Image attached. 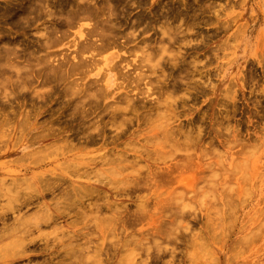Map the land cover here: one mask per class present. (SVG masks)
<instances>
[{
	"label": "rangeland",
	"instance_id": "obj_1",
	"mask_svg": "<svg viewBox=\"0 0 264 264\" xmlns=\"http://www.w3.org/2000/svg\"><path fill=\"white\" fill-rule=\"evenodd\" d=\"M30 1L31 0H0V50L1 51L3 50V52H0V54L11 53V55L9 54L10 56L7 54H4L3 56H1L2 58L0 57L1 58L0 63H2L5 60L7 61V59H10L9 62L15 63L14 65L18 64V68L20 66L21 72L23 71V69L21 70L23 66L26 68V70L22 72L24 75L21 74V72L20 74L22 76L17 73L16 74L18 76L15 74L17 77H19L20 75L21 77V78L19 77L20 82L17 80L18 78L15 79L16 76L12 75L14 74V72L17 71V69L15 70L13 68L12 70H14V72L12 70H11L12 72L11 71L9 72V69H11L10 67L12 66L9 65L8 61L7 63L4 62L8 66L0 69L2 76H3L2 73H4V70H6L5 75L7 76L11 75L12 78H14V81L16 80V82H14L13 79L11 80L13 81L14 84L12 82H11L12 84L10 82L4 83L5 81L3 80L4 82H2V78L4 77L6 78L5 80H8L9 77L8 79H7V76L6 77L3 76L2 78L0 77L1 79L0 82L3 83V84L0 83L1 84L0 85V233L6 232L5 236L0 240V256L2 257V258L0 257V262L3 261L4 254L7 255L8 253H13V251L15 252L16 249L20 251L23 250L21 248L22 247L21 245L23 244H20V245L15 244L14 242L15 236L13 235V233L17 232L18 235L21 233L25 234L27 229H30L31 233L29 237H27L26 242L27 243L29 242V238H31L30 240H34V241L32 244H28L29 248L28 246L26 247L28 248L27 249L28 252L26 251V253L32 254L33 253L32 249L33 250L35 249L36 252L34 251L33 258L26 259L25 261L23 260L19 264H42L43 261L45 262V260L47 261L49 259H52V255L49 254L48 251L41 252L39 248L35 247V246L41 247V245L45 244V242L49 243V246H50L49 249L51 250L50 252L52 253L53 251L55 252L58 251L63 254L67 248L71 249L72 247H74V245L70 246L71 244H76L77 246L78 241L77 242L72 241L74 243H71L68 240L67 236L63 239L62 238L60 239L62 235L61 234L62 231H67L66 232L67 234L65 235L71 236L72 235L71 232L78 230V229L81 230L85 226L84 221H82L83 219L82 218L79 219L73 212L74 209L72 210L70 216L65 217L66 214H62L63 216L62 215L58 216L59 218L58 220H56V222L58 221L59 223H61L60 225L58 222H57L58 224L54 223L55 226L53 224H51L52 226L49 224L48 225L43 224L42 227H40L39 229L34 228L32 226L33 225L32 222H34V219H35L34 217L41 216L40 211H41L43 203H47L48 205L52 207V209H54L52 205L63 202L64 200V198H62V196H60V193H58L57 191L54 194L47 192V191L44 192L42 190L40 180L42 179L44 182L47 178H50V179L52 177L59 178L58 175H60L61 178H65L66 180V183L62 182L61 180H60L61 183L58 181L60 184H62L63 188H66L69 185H76V184H77L76 186H78V183L80 184L83 181L84 182L85 181L88 182V180L90 182L96 181V179H99L96 177L97 175L98 177L102 176L99 170H101L102 172L103 170L100 167H94V165H91L88 167L86 165H80L76 163L75 160L73 159H77V161H80V160L84 161V160L90 159L92 156H93L92 158L94 157L97 158V156L99 157L100 154L102 155L104 153L103 151H107V149L110 150L111 148H115L110 143H109L110 145L108 144L107 147L103 148L104 146L103 144L106 142L105 140H107V138L111 139L112 137H116L115 135L118 134V132L119 134L121 132L120 135H122L121 138L118 136L120 138L118 140L119 143L124 144L129 141L130 142L132 141L131 142L132 144L138 143V146L148 145L147 143H144V142H146L147 139H148L147 141H150L149 139L151 138V135L153 134V130L154 128H156V127L153 128V126H155L156 124H160V123L159 121H156V123H152L154 120L153 118L156 115H151V114H154V112L151 111V108H147V107L148 105L150 106V104L152 106L154 102L152 103L151 100L152 98L157 97V95L153 93V90L152 91L150 90L151 91L150 94L152 95L151 96L149 92H147V86L150 88L152 86L156 87L158 84H161L162 82L160 81V83L157 84L156 82L158 79H156L157 77L154 76L155 78H153V80L147 78V80H151L150 82L151 84L147 80L144 81V79L146 78L143 79L144 82L142 81L141 84L136 82L137 79L136 80L134 79L137 84L133 81H132L133 83L131 84L129 81V78L132 79L133 77H136L135 75H137L138 72L140 71L142 72L144 76L146 74L148 76L151 75L150 77H153L151 71H149L150 69L146 65L150 66L151 68L154 64L155 66L157 65L159 66V68L153 66L156 69V74L158 77H159L158 73H160L161 71L162 72L160 75H163L165 73L164 76H166L167 74L165 79H163L164 76L160 77V78L163 77L162 81L167 80L165 81L166 83L165 85H168V84L171 85V83H173L172 81L174 80L175 81L178 80V82L181 85V88H180L181 91L179 90L176 91L174 95L173 93L172 95H170L171 92L168 91V94L166 95L164 94L163 96V99H165L167 96H169V98L171 97L169 99L170 102H171V99L174 100L175 98L174 102L176 103V107L178 109L176 108L172 109L174 114L171 111L170 113H168L169 111L167 113L172 115V117L173 115H176L175 114L176 112H178V114L177 116L173 117L175 119L174 120L172 119L173 121L172 120L171 121L174 122V125L176 124L175 126H177L178 123L180 124V121H181L182 127H184V130L187 132L190 130L189 128H192L194 130V126L196 127L197 125V129L199 128L201 131V133L199 131V135L198 134L197 135L199 137H203L202 140L204 143L201 142V145L199 147L195 146V148L194 146L192 147L193 144L188 145L189 146V147L187 146L188 154H186L187 152H185L184 150L185 147H184V149L181 151H182V154L183 152L185 154L181 155V152H180L181 156L178 155L179 152L177 154L176 151H174V153L176 154L172 152L173 158L171 157L172 154H169L172 159L169 158L170 160L166 159V161L164 160L166 158L165 153L167 152V150H170L172 146L169 147L167 145L168 146L167 150L164 151L165 150L164 149L163 151L165 153H163L164 155H161V154H158V152L155 153V149H154L155 147H152L149 145L147 149L151 151L153 157L149 156V158L146 159V156H144L145 160H141L140 162L142 163L138 162L139 163L138 165L140 166L138 167L136 166V167L137 168L141 167L139 170L143 171V173H146V171L149 170L152 174L153 171L155 172V170L158 171L159 169L160 170H165V169L170 170L171 169L170 171L172 172V174L174 172L173 175H170V177L172 178L171 179L170 177L169 179L167 178L165 183L164 181L158 182L159 183L158 186H161V187H159L158 189L160 190L156 192L157 194L159 192L160 194H163V195L162 196L158 195L157 200H155L156 194L155 196L154 195L152 196V193H154L152 191H154V189L156 188H153L152 191L144 190L138 196L135 195L129 198L120 197V196L115 197L117 195L115 194V192H112L108 188L101 186L99 182H94L95 184L94 186L95 187L97 186V189H99L100 191V197L101 195L104 196V194H106L107 192V195H105L104 197L106 196L107 198L109 197L108 201H110L111 203H114V202L118 203L120 204V206L121 205L124 207L126 206V208L128 209L127 211H129V213L125 212V215L126 213H128L129 218H130V214H132L137 209V204L141 203L140 200L143 199V196L147 195V199H143V200H145V202L147 203L149 213L147 212V215L144 214V217L141 218L143 221L139 218L140 222L134 221L133 220L134 216H132V220L129 221V224L126 227V230H119L120 232L116 231L114 233H109V234L106 233L105 238L102 239V237L99 236L100 239L98 241L93 240V244L90 243L89 248L84 251L85 252L84 253L85 255L83 257V259L85 260L84 263L85 264H137V263L143 264L141 263V260L147 258V253H146L147 248L146 247H150L149 249H151L150 250L151 252H149V254L151 253L150 256L153 255L154 250H155L154 254L157 251L155 248L156 244L152 242L153 237L151 235L152 234L151 232L154 231L153 226L156 223V220L158 222V219L156 218H158V216L161 217L164 213H168V211H163L160 213V210L158 211L156 210L157 208L160 207L158 205V202L160 201V203L161 202L164 203L168 201L169 197H170V200L177 202L178 200L176 201L175 198L179 197L181 201L179 200L177 204L179 203L178 205L180 206V208L183 207L184 211L190 212V214L195 213L197 214V216L199 215L201 219L199 224L194 226L195 232H194V229L188 230L189 232H191L189 236H191L192 231H193L194 232L193 234L198 233V235L203 236V237L201 236L199 237L205 239V240L199 239L200 244L202 240L205 242L207 241V243L202 241L205 244V245L204 244L202 245L206 247L203 248V246H201L202 249L199 247L200 251H198L199 249L197 248L198 249L197 252L196 250H194V248L192 249L188 248L185 246L184 243L181 244V242L179 241L178 243L180 244L176 243L178 246L172 243L173 245L176 246L178 250H180L178 251L176 249L177 253H176V259L174 261L175 264H179V263L190 264L191 260L189 263L187 259L188 257L186 256H188V254L191 255V253L193 256L194 255L197 256V258L199 257L198 259L199 262L194 260L192 261L193 264L194 262L195 264H206V263L209 264L211 262H212L211 264H215V263L217 264H264V142H263L264 141L263 140L264 139V65H263L264 64V60H263L264 59V0H126V1L125 0H120V1L119 0H113V1L112 0H97V1L96 0H93V1L92 0H82L83 2L81 0L79 1L78 0H32L31 2ZM76 2L79 7L77 6ZM109 2L111 3V5L109 4ZM104 3L107 4L108 6H106ZM75 4L77 7L75 6ZM104 5L107 9L104 7ZM87 6L89 7L86 9ZM62 7L64 10L62 9ZM117 7L118 8L121 7L122 9L119 10ZM96 8H98V10ZM79 9L80 10L83 9V10L80 11ZM65 10L67 11V14L65 13L66 12ZM129 10L130 12H128ZM94 11H97V12H94ZM64 13L65 15H63ZM99 13H101V15ZM111 13H114V14L111 15ZM80 14H82V16L86 14L87 17H85L86 16L85 15L83 18ZM93 14H96V15L94 16ZM104 14H106L107 16ZM97 15H100V17ZM63 16H69L70 18L68 17L65 18ZM80 16L81 18H79ZM164 16H166L167 18ZM89 17H91L90 18L91 20L88 19ZM105 22L106 24H104ZM101 23H103V25ZM92 24L93 26L96 25L94 26L96 30L95 29L94 30L97 31L95 32L97 34L96 36L92 35V38L91 37L89 38V36H87L88 34H85V32L88 33L89 31L88 29L92 30L94 28ZM174 24H177V25H174ZM178 25H179V29H177ZM50 26L51 28H49ZM241 27L243 28V30L241 29ZM82 29L85 31H82ZM108 29L109 31H111L110 33H107L109 32ZM183 29L185 32H188L189 30L191 32L189 31V33H185ZM164 30L169 31V32L171 31L170 33H173L174 30L176 31L180 30V31H178V34L175 31L176 33L174 34H176L177 37L176 35L172 34V36L173 37L175 36L177 39L174 37L172 40H169V38L167 37L168 36L167 34L164 35L166 36L165 38L161 34ZM181 30L184 32L183 34L181 33ZM241 30L242 32H239ZM98 32L103 33V34L106 33V35L103 38L104 41L101 39L104 43L100 40ZM131 32L132 33L134 32L135 34L134 33L132 34ZM43 33L44 34L46 33V34L44 35ZM117 33L120 35H118ZM126 33H128L129 35ZM75 34H77L78 36ZM131 34L135 39L132 36H131L132 38L130 37ZM126 36L127 37L129 36V37L127 38ZM159 36H160V39H159ZM76 37H78L79 39ZM75 38L77 40H75ZM87 38L93 39L95 42L93 40H90V41L92 43H95V46L99 44L98 48L103 47V49L96 48L98 49L97 51L100 50L99 51L100 55L97 54L98 52L96 51L97 52L96 53L95 52L96 49L93 48L95 49L93 52V55L95 53L98 55L95 57L96 59L94 58L95 55L93 56L92 54H90L91 52L88 49L89 48L88 45L86 46L88 47L87 50L89 51L81 50L82 49L81 45L89 43V41L86 40ZM124 38L126 40L128 39L129 43H127L128 40L126 41L124 40ZM49 39H51V41ZM140 39L142 43L140 42ZM83 40L84 42H82ZM56 41H57V44H56ZM107 41L109 42L108 44H107ZM150 41L152 43H150ZM145 43L150 44L151 47L149 49L151 50L152 53L154 52L153 54L149 53L152 56L151 55L148 56V58L150 56L152 57L150 59H153V61L151 60V62L153 63L149 62L148 60H146L145 63L140 62V60L143 59L141 58L143 57V54L144 56L148 55V53L145 55V52L146 51L148 52L149 50V49L146 50L148 44L146 45ZM106 44L107 46H104ZM133 44L134 45L139 44L143 46V47L141 46L140 47L144 49V53L142 54L143 50L141 52L138 51L140 48L138 49L136 48L138 51L137 52L135 47H133L134 46ZM135 46L139 47L137 45ZM144 46H146V49L144 48ZM78 47L81 48L80 49L81 51L80 50L79 51L80 52L83 51L82 53H80L77 50L79 49ZM160 47H162L163 49ZM132 48H134L133 52L136 53L134 55H133V52L131 54ZM128 49H130L131 51ZM164 49L165 50L168 49V50L165 52ZM76 51L77 53L79 52L78 54L80 55H78ZM59 52L61 54H58ZM34 53L36 55H34ZM46 53H48L47 55H49L50 58L47 55H45ZM55 53L58 55H56ZM5 55L6 57L8 56L9 58H6ZM18 55L20 58L18 57ZM76 55H78L79 57L80 56L84 57V59L86 60L85 66L87 65L86 67L88 70L85 68V66L83 67L79 66L80 64H82L81 59L82 60L84 59L82 57L77 58ZM90 55L93 58H91ZM112 55L114 56L111 57ZM29 57H31V60H34V61L41 60V62L39 61L38 63L37 61L36 62L32 61L33 63H31V60L29 59ZM45 57L48 58L47 61L45 60L46 59ZM67 57H69L68 58L69 60L67 59ZM102 57H103V60H102ZM104 57H109L108 62L104 61ZM33 58H35L36 60ZM154 58H155L156 63H154L155 62ZM43 59H44V63L45 62L47 63H45L44 66L40 65L39 66L40 68H39L38 64L40 63L43 64L42 63ZM195 59L196 61H194ZM261 59L263 60V62ZM29 60L30 62H28ZM95 60H96L97 66L95 65ZM125 60L127 61L125 62ZM173 60H176V61H173ZM48 61L51 65H49ZM72 61L75 63H73ZM92 62L93 64H91ZM114 62L116 64L119 63L117 64L118 66H114L116 65ZM138 62H140L141 65ZM55 63L57 64L56 67L54 66ZM131 63L132 65H130ZM137 63L139 64L140 69L137 67L135 69V67L133 66V64H135V66L136 65L138 66ZM5 64H2V66L3 65L6 66ZM31 64L34 67H32ZM75 64L77 65L78 68L77 67L75 68ZM112 64L115 67L113 69H112L113 67ZM142 64H143V67H142ZM29 65L33 69L29 67ZM57 66L58 67L60 66V67L57 68ZM72 66H73V69H69V67L72 68ZM101 66H105L106 68L101 67ZM198 66L200 68H198ZM79 67H80V72H78ZM94 67L96 69H94ZM34 68L37 69V71ZM55 68H57L58 70ZM91 68H93L92 69L93 72L90 70ZM28 69L29 71H27ZM53 69L55 72L53 71ZM121 70L123 71V73H121ZM129 70L130 72L128 73ZM51 71L53 72L52 73L53 75L52 74L50 75ZM18 72H19V69H18ZM36 72H37V75L39 76L35 75ZM59 72L63 74L62 75L63 77H65L64 81L57 78V73ZM178 73H179V76H178ZM130 74L132 76L134 74L135 75L132 77ZM25 76H27L26 80H24ZM122 76H125L123 77L124 79L122 78ZM197 77L198 79H196ZM30 78L33 79V82L30 81L32 80ZM75 78L77 79L74 81ZM179 78L181 79L180 81L182 82L179 81ZM53 79H56V80L54 81ZM22 80H24L25 83H22L21 82ZM27 80L32 82L30 86H29L30 82H27ZM95 80H96V83H95ZM100 80L102 82H100ZM79 81L82 83H79ZM193 82L195 83V85ZM16 83L18 86H16ZM99 83L101 84V86ZM134 83L136 85H139L137 86V87H140L139 90L145 89L144 92L145 91L146 92L143 94H139L136 97L134 93L139 92V90L135 88L136 85ZM190 83H193V84L190 85ZM79 84H82V85H79ZM94 84L97 85L95 86V88H94ZM67 85L68 86L73 85L72 87L75 89V91L73 90V92L71 90L73 88L70 89L71 91L67 89V91L72 92V95H71L72 97L70 95H67V92H66V87H68ZM87 85H90L92 87V88H89L88 90L91 93H92L91 89H93V92H94V89L95 90L99 89V87H102L101 89L104 88L107 91V99L102 102L103 104L111 103L113 101L117 102L115 101L113 97L118 96L120 93H121L120 96H122L123 94H125L126 91L134 90L135 92L132 91V95H134L133 97L136 98L138 101L137 102L136 99H134L135 101L134 103L136 107L138 106L139 108L137 107V111L133 112L134 114L132 113L130 114L131 111L127 113V115L129 114L130 115L129 116L126 115L127 116L126 118L122 117L121 120L120 119L118 120L119 122L117 121L112 122L111 120H109L107 116H104L103 113H100V111L97 110V114L93 115L94 117L96 116V118H91L92 120L91 119L90 120L92 122L94 119V121L98 120V122L97 124H95L96 127L95 128L92 127L93 130H89L90 131L89 132L86 130L87 127L80 125L81 122L80 121L78 122L73 117V114H75L78 118L80 117V115L77 114L75 111V108H76L75 106L79 103V100L77 99H79L80 97L78 95H75V93L78 92L76 90L78 88L80 90L84 88L87 89V87H89ZM104 86H108V88ZM2 87L3 88L5 87L4 89H7V91L3 90ZM18 87L22 91L21 90L18 91L17 90ZM141 87L144 89H142ZM31 89L34 91L32 92ZM196 89H200V90H196ZM2 90L4 92H2ZM202 90L204 91L202 92ZM182 91H184L183 94H186V95H184L185 97L183 96L181 98L180 97L181 93H178V92H182ZM38 92H41V93H38ZM44 92L47 94V96L46 94L44 95ZM33 93L34 95L30 96ZM8 94H10V96ZM108 94L110 95V97ZM1 95L2 96L4 95L3 96L4 98ZM41 95L43 97H40ZM141 96L145 97V98L142 97L143 102H142V98L141 99L139 98ZM64 98L65 99L67 98V99L65 100ZM74 98H75L74 101H70L71 99H74ZM224 98L225 99L227 98V99L225 100ZM80 99H81L80 101H83L82 98ZM178 100H181V101H178ZM88 101L89 100H86V102ZM86 102L85 104H87ZM178 102H180L181 104ZM120 104L122 105V103ZM187 104L189 107L187 106ZM87 105L86 107L87 109H89L90 104L88 106ZM124 106H126V104H123L121 107H124ZM179 106H182V107L180 108ZM186 107L189 109H187ZM141 109L143 111H141ZM148 109H150V111ZM179 109L180 110L182 109V110L180 111ZM92 110H94V108ZM135 113H136V116L134 117ZM199 116L201 117L199 118ZM66 117L68 119H66ZM145 117L146 118L149 117V120L151 119V121L148 122V118L147 120H145L146 119ZM101 118L103 119L102 121L99 120ZM107 120H109V122ZM220 122H222L221 125L219 124ZM197 123H199L201 126ZM112 124L115 127H112ZM216 124L217 125L219 124V125L217 126ZM219 126H222L223 128L222 127L220 128L223 130H221ZM226 126L227 128H224ZM105 127H108V129ZM118 128L121 131H118ZM214 128L215 129L217 128L216 131ZM192 129L190 130L191 134L195 135L196 133H198V132H194L197 130L196 128L194 131ZM51 131L54 132V134ZM99 131H101V133H99ZM122 131L123 133L124 132L125 133L123 134ZM192 131L194 133H192ZM223 131H225L224 134H223ZM95 132L96 133L98 132V133L96 134ZM83 134L85 136H83ZM87 134L93 135L96 137L95 138L96 140L94 143L88 144L85 141L88 138ZM98 134L99 135L101 134V136L103 134L104 137L102 136L101 138V136H99ZM194 135H192L191 138L193 141L192 143H194L195 145V141L197 140V137H196L197 135L196 136ZM217 135H219L220 137ZM147 136L150 138H148ZM193 136L195 137L194 140H193ZM145 137H147V139ZM208 138L210 139L214 138L213 139L214 142H212L214 143L213 146L209 144L211 143L210 141L212 139L210 140ZM228 138L230 139V141H233V140L235 141L236 139L241 140L240 144H242L243 143L242 141H244L243 144L247 146H245L244 148L240 144L231 143L229 145L225 143L226 141L228 142L227 140ZM140 139H143L144 141L142 142V140L140 141ZM55 140H56V143H55ZM80 140L81 142H79ZM183 140L184 138L182 137L180 140V143ZM224 140L225 142H222ZM64 141L68 143L67 144L68 146L65 144ZM51 142L53 144H50ZM46 144L48 145V148L49 147L56 148L58 146L57 144L59 145L62 144L61 145L62 147L61 146L58 147V148H61V150L57 148H56L57 150H55L53 148L54 152L52 151L53 149L49 148L50 154H46V153H43L42 151H39L43 149L42 146L46 147L47 149ZM71 144L74 146H72ZM63 145L67 146V148L66 147L63 148L64 147ZM70 146H72L73 148ZM180 146L182 147L183 145H180ZM180 146L179 148H181ZM229 146L233 148L231 149ZM240 146H241V149H240ZM119 147L121 148V146L117 145V148H115L114 152H116L117 150H121ZM200 147H201V150H200ZM204 147L205 149H203ZM192 148L194 150H192ZM49 149L47 150V152L49 151ZM35 150L39 151L40 153L42 152L40 157H38L39 154H37V151ZM34 151H35V155H34L35 158H33L34 156H31V153ZM191 151L193 153H191ZM238 151L239 152L242 151V153L239 154ZM198 152L201 153L200 154L201 156L199 155ZM202 152L207 153V155L204 153L207 158L204 156V154H202ZM36 154L38 158H36ZM43 154L44 156H42ZM64 154L69 159H72V160L64 159V156H65ZM158 156H162V157L165 156V157H163L164 159L162 158V161H161V159H159L161 157H158ZM174 156H177V158H179L180 160L177 159L176 157L174 158ZM43 157L44 159H42ZM168 157L169 156H167V158ZM190 157L194 161V163L192 160L190 161ZM183 159L185 160L188 159V160L184 162ZM176 160L177 162H175ZM178 160L180 161L179 163L181 164V166L178 163ZM72 161L73 163L74 162L76 163L75 164L76 166L78 167L80 166V168L82 167L83 169L78 168V171L75 170L77 167L75 169L73 168L75 167V165H73ZM191 162L195 164V166L193 164H190ZM171 163H173L174 166ZM192 165L194 166L193 168L195 169L192 168ZM85 166L87 168H85ZM168 166L170 167L172 166V167L168 168ZM179 167L180 169L182 168L181 173H180L181 170L179 169ZM185 167H187L188 169ZM196 167L198 170L196 169ZM174 168L179 169V171H177V169L175 170ZM193 170L205 171V172H203L204 174H202L201 172L198 173V172H194ZM76 171L77 172L87 171V175L90 174L88 175L89 178H87L88 177L87 175L84 176L81 172L77 173V175L79 174L80 177H76L77 175L74 176ZM93 171H96V172H93ZM174 175H175V178H173ZM38 176L41 178H38ZM92 176L93 178H95V180L92 179ZM152 176H154V174ZM176 176H177V179H176ZM103 178L104 176L101 177V179ZM21 180L24 181L22 185L21 183L23 181ZM49 181L51 182L52 180H49ZM168 181H171V183ZM173 181L174 183H172ZM163 183L167 186L165 187ZM25 185L27 186V189ZM51 185H53V183H51ZM28 187L32 189L30 190L28 189ZM170 192H171L170 195H172V197L169 195ZM31 196H34L32 198L33 202L38 201V203H40L38 204V207L36 206L37 205L36 202H34L35 204H33L32 202L30 206L28 205L26 207L22 206L21 208H18V205H20L22 201H24L27 197H31ZM100 197L98 196L97 198L99 200L96 199V201L98 200L100 203H102L103 200H106V198L103 199V197L101 200ZM118 198H121V199H118ZM94 200L93 199L86 200L85 206H87L88 203L94 204V202H96ZM35 206L37 208H35ZM34 211H38L40 213L37 212L38 215L35 216L36 212ZM88 224L90 225L88 226L90 227V229L94 228L91 225V223H88ZM59 226H61V228ZM11 231H14V232L12 233ZM68 231L70 232L71 235L68 234ZM173 232L175 233V234L172 233L173 235L175 236L178 235L177 237L181 236V238L184 239V236H186V234H184V232L186 233L184 223L175 225V230H173ZM94 234L99 235L98 232L96 234V231L94 232ZM239 237H241L242 239ZM181 238L179 237L180 240ZM213 238L215 239V241H213ZM235 241H236V244H235ZM102 242L103 244L101 245ZM172 244L162 243L161 248H163L164 245L169 248L173 247ZM81 245H84V244H81ZM97 247L98 249L100 248V251L97 250ZM182 249L183 250L185 249L184 252ZM118 250H120L119 254L118 256H115ZM208 250L212 253V255L210 256L208 255L210 253L208 252ZM203 251L204 253H202ZM178 252H180L179 253L180 255L178 254ZM200 253L202 254V256H200L201 255ZM110 254L111 256H109ZM177 255L179 257H177ZM167 256L168 258L167 257L164 258L165 260L168 259L166 261L164 260L165 263L161 261L158 263L151 262L150 264H169L168 261L170 260L171 257L169 258L170 255H167ZM208 256L210 260L212 259L210 262H207L209 261ZM205 257H207L208 260H206ZM185 258L187 260H185ZM56 260L57 259H55L54 261ZM70 260L76 261L78 259L77 257L76 258L72 257L70 258ZM205 260L206 262H204ZM46 263H43V264H46Z\"/></svg>",
	"mask_w": 264,
	"mask_h": 264
},
{
	"label": "bare ground",
	"instance_id": "obj_2",
	"mask_svg": "<svg viewBox=\"0 0 264 264\" xmlns=\"http://www.w3.org/2000/svg\"><path fill=\"white\" fill-rule=\"evenodd\" d=\"M32 1V0H31ZM30 1V2H31ZM79 1V0H78ZM82 1V0H81ZM93 1V0H92ZM97 1V0H96ZM113 1V0H112ZM120 1V0H119ZM126 1V0H125ZM83 2V1H82ZM86 2V1H85ZM89 2V1H88ZM128 2V1H127ZM69 3V2H68ZM87 3V2H86ZM90 3H91V1H90ZM89 3V4H90ZM76 4H77V2H76ZM76 4H75V6H76ZM81 4V3H80ZM79 4V5H80ZM105 4V3H104ZM109 4L111 5V3L109 2ZM120 4V3H119ZM132 4H133V2H132ZM72 5V4H71ZM106 6H108L107 4H105ZM105 5H104V7H105ZM123 5H124V3H123ZM125 5H126V3H125ZM128 5H129V3H128ZM77 6H78V4H77ZM76 6V7H77ZM83 6V5H82ZM101 6H103V5H101ZM79 7V6H78ZM89 6H87L86 7V9L88 8ZM121 7H122V5H121ZM118 8L119 10L120 9H122V8ZM130 7V6H129ZM27 8V7H26ZM51 8V7H50ZM57 8H58V6H57ZM56 8V9H57ZM94 8H95V6H94ZM103 8V7H102ZM106 8V7H105ZM113 8V7H112ZM41 9V8H40ZM54 9V8H53ZM62 9H63V7H62ZM97 10H98V8H96ZM107 9V8H106ZM110 9V8H109ZM117 9V10H118ZM123 9H125V8H123ZM129 9V8H128ZM64 10V9H63ZM67 10V9H66ZM65 10V11H66ZM78 10V9H77ZM80 10V9H79ZM81 10H83V9H81ZM80 10V11H81ZM88 10H90V9H88ZM105 10V9H104ZM69 11V10H68ZM79 11V12H80ZM87 11V10H86ZM175 11V10H174ZM181 11V10H180ZM22 12V11H21ZM74 12V11H73ZM72 12V13H73ZM94 12H97V11H94ZM113 12V11H112ZM123 12V11H122ZM128 12H130V10L128 11ZM164 12V11H163ZM66 14H67V11L65 12ZM65 13L63 14V15H65ZM88 13H90V12H88ZM88 13H86V14H88ZM93 13V12H92ZM106 13V12H105ZM117 13H119V12H117ZM184 13V12H183ZM85 14V15H86ZM98 14V13H97ZM100 15H101V13H99ZM112 14H114V13H111V15ZM177 14V13H176ZM28 15V14H27ZM61 15V14H60ZM74 15H75V13H74ZM81 16H82V14H80ZM84 15V14H83ZM84 15V16H85ZM94 16L96 15V14H93ZM100 15H97V16H99L100 17ZM104 15H106V14H104ZM110 15V14H109ZM166 15H167V13H166ZM180 15H181V13H180ZM186 15V14H185ZM184 15V16H185ZM15 16H16V14H15ZM81 16L79 17V18H81ZM84 16H82L83 18H84ZM96 16V17H97ZM107 16V15H106ZM121 16V15H120ZM183 16V15H182ZM189 16V15H188ZM63 17H65V18H70L69 16H63ZM77 17V16H76ZM75 17V18H76ZM85 17H87V15L85 16ZM102 17V16H101ZM109 17V16H108ZM114 17V16H113ZM139 17V16H138ZM164 17H166V16H164ZM187 17V16H186ZM190 17V16H189ZM25 18V17H24ZM91 17H89L88 19H90ZM95 18V17H94ZM115 18V17H114ZM134 18V17H133ZM136 18V17H135ZM167 18V17H166ZM172 18V17H171ZM181 18V17H180ZM73 19H74V17H73ZM78 19V18H77ZM111 19V18H110ZM161 19V18H160ZM162 19H164V18H162ZM184 19V18H183ZM69 20V19H68ZM82 20V19H81ZM85 20V19H84ZM91 20V19H90ZM93 20V19H92ZM95 20V19H94ZM97 20V19H96ZM124 20V19H123ZM134 20V19H133ZM142 20V19H141ZM73 21V20H72ZM77 21V20H76ZM143 21V20H142ZM167 21V20H166ZM75 22V21H74ZM101 22V21H100ZM104 22V21H103ZM115 22V21H114ZM141 22V21H140ZM148 22V21H147ZM189 22V21H188ZM90 23V22H89ZM130 23H132V22H130ZM136 23V22H135ZM146 23V22H145ZM165 23H167V22H165ZM174 23V22H173ZM76 24V23H75ZM100 24V23H99ZM102 25H103V23H101ZM104 24H106V22L104 23ZM115 24V23H114ZM118 24V23H117ZM120 24V23H119ZM172 24V23H171ZM61 25V24H60ZM89 25V24H88ZM174 25H177V24H174ZM72 26V25H71ZM79 26V25H78ZM85 26V25H84ZM83 26V27H84ZM90 26V25H89ZM88 26V27H89ZM92 26H93V24H92ZM94 26H96V25H94ZM93 26V27H94ZM91 27V26H90ZM106 27V26H105ZM111 27V26H110ZM110 27H109V29H110ZM168 27V26H167ZM181 27V26H180ZM185 27V26H184ZM183 27V28H184ZM49 28H51V26L49 27ZM124 28V27H123ZM151 28V27H150ZM176 28H177V26H176ZM186 28H187V26H186ZM53 29V28H52ZM86 29V28H85ZM95 29V27L92 29V30H90V29H88L89 31H88V33H86L85 32V34H88L87 36H89V38L91 37L92 38V35H95L96 36V34L97 33H95V32H97V31H95L94 30ZM103 29V28H102ZM109 29H108V31H109ZM112 29V28H111ZM120 29H122V28H120ZM149 29V28H148ZM177 29H179V25H178V28ZM182 29V28H181ZM241 29L243 30V28L241 27ZM104 30V29H103ZM102 30V31H103ZM188 30V29H187ZM242 30L241 31H239V32H242ZM58 31V30H57ZM62 31V30H61ZM82 31H85V30H83L82 29ZM114 31V30H113ZM131 31V30H130ZM129 31V32H130ZM176 30H174L173 31V33H170L169 31H163L161 34L164 36V35H168L167 37L169 38V40H172L174 37L172 36V34H174V33H176L177 32V34H178V31H180V30H178V31H176ZM183 31H184V29H183ZM182 30H181V33L183 34L184 32H183ZM190 31V30H189ZM189 31L188 32H185V33H189ZM55 32V31H54ZM59 32V31H58ZM104 32V31H103ZM111 31H109V32H107V33H110ZM125 32H127V31H125ZM161 32V31H160ZM191 32V31H190ZM65 33V32H64ZM63 33V34H64ZM113 33V32H112ZM132 33V32H131ZM134 33V32H133ZM132 33V34H133ZM180 33V32H179ZM180 33V34H181ZM44 34V33H43ZM46 34V33H45ZM44 34V35H45ZM53 34V33H52ZM67 34V33H66ZM118 34V33H117ZM125 34V33H124ZM126 34H128V33H126ZM132 34L130 35V37L132 36ZM135 34V33H134ZM55 35V34H54ZM57 35V34H56ZM75 35H77V34H75ZM98 35H99V38H100V40L102 39L103 41H104V36L106 35V33L105 34H103V33H99L98 32ZM111 35H113V34H111ZM118 35H120V34H118ZM117 35V36H118ZM121 35H123V34H121ZM129 35V34H128ZM138 35V34H137ZM174 35H176V34H174ZM63 36V35H62ZM65 36V35H64ZM78 36V35H77ZM135 36V35H134ZM170 36V37H169ZM189 36V35H188ZM113 37V36H112ZM111 37V38H112ZM127 37V36H126ZM125 37V38H126ZM129 37V36H128ZM127 37V38H128ZM133 37V36H132ZM131 37V38H132ZM166 36H164V38H165ZM176 37H177V35H176ZM175 37V38H176ZM181 37V36H180ZM185 37V36H184ZM76 38H78V37H76ZM75 38V40H77ZM86 38V37H85ZM84 38V39H85ZM124 38V40H126ZM134 38V37H133ZM148 38V37H147ZM151 38V37H150ZM161 38H163V37H161ZM179 38V37H178ZM48 39V38H47ZM46 39V40H47ZM52 39V38H51ZM51 39H49L50 41H51ZM79 39V38H78ZM81 39V38H80ZM83 39V38H82ZM122 39V38H121ZM135 39V38H134ZM159 39H160V36H159ZM177 39V38H176ZM86 40H88L89 41V43H86V44H83V45H81V47H82V49L81 48H79V49H77L78 51L81 49V50H86V51H89L90 50V52H88V53H90V54H92L93 55V52H94V50L96 49V48H98L99 46V44H97V46H95V43H92L90 40H93V39H86ZM99 40V41H100ZM101 40V41H102ZM106 40V39H105ZM112 40H114V39H112ZM128 40V39H127ZM126 40V41H127ZM49 41V42H50ZM80 41V40H79ZM94 41V40H93ZM102 41V42H103ZM111 41V40H110ZM117 41V40H116ZM122 41V40H121ZM125 41V42H126ZM48 42V41H47ZM76 42V41H75ZM74 42V43H75ZM82 42H84V40L82 41ZM91 42V43H90ZM95 42V41H94ZM113 42H115V41H113ZM119 42V41H118ZM124 42V43H125ZM140 42H141V39H140ZM176 42H177V40H176ZM23 43V42H22ZM78 43V42H77ZM104 43V42H103ZM103 43H101V44H103ZM105 43H106V41H105ZM109 42L107 41V44H108ZM127 43H129V40H128V42ZM142 43V42H141ZM144 43V42H143ZM150 43H152L151 41H150ZM56 44H57V41H56ZM76 44V43H75ZM107 44L106 45H104V46H107ZM113 44V43H112ZM111 44V45H112ZM146 44V43H145ZM148 44V43H147ZM146 44V45H147ZM157 44V43H156ZM39 45V44H38ZM74 45V44H73ZM78 45V44H77ZM86 45H88L89 46V48L86 46ZM134 45V44H133ZM132 45V46H133ZM135 45H137V46H139V47H136ZM133 47H135V49L137 48H140L138 51H142V54L144 53V49H142L141 47H143V46H141V45H139V44H135ZM148 45H149V47H148ZM147 45V49H146V46H144V48L146 49V50H148L151 46H150V44H148ZM43 46V45H42ZM49 46V45H48ZM80 46V45H79ZM141 46V47H140ZM162 46V45H161ZM3 47V46H2ZM29 47V46H28ZM39 47V46H38ZM46 47V46H45ZM77 47V46H76ZM122 47V46H121ZM4 48H6V47H4ZM87 48L89 49V50H87ZM93 48H95V49H93ZM126 48V47H125ZM129 48V47H128ZM160 48H162V47H160ZM171 48V47H170ZM170 48H169V50H170ZM93 49V50H92ZM98 49H103V47H100V48H98ZM98 49H96L95 50V52L98 50ZM105 49V48H104ZM106 49H108V48H106ZM112 49V48H111ZM137 49H136V51H137ZM163 49V48H162ZM75 50V49H74ZM80 50V51H81ZM128 50H130V49H128ZM133 50H134V48H132V51H131V54H132V52H133ZM145 50V51H146ZM165 50V49H164ZM168 49H166L165 50V52L167 51ZM17 51V50H16ZM21 51V50H20ZM23 51V50H22ZM26 51V50H25ZM79 51V52H80ZM82 51V52H83ZM100 51V50H99ZM99 51H97L96 53L97 54H99ZM103 51V50H102ZM137 51V52H138ZM150 51V52H149ZM162 51V50H161ZM0 52H3V50L1 51L0 50ZM6 52V51H5ZM30 52V51H29ZM61 52V51H60ZM58 53V54H61V53ZM73 52H75V51H73ZM78 52V53H79ZM82 52H80V53H82ZM104 52V51H103ZM127 52H129V51H127ZM18 53V52H17ZM44 53V52H43ZM50 53V52H49ZM52 53V52H51ZM76 53H77V51H76ZM77 53V54H78ZM86 53V52H85ZM84 53V54H85ZM87 53V54H88ZM94 54L93 56H94V58L96 57V56H98L97 54ZM102 53V52H101ZM148 53V55H146ZM149 53H152L151 52V50L149 49L148 50V52L146 51L145 52V55L146 56H144V54H143V57H141V58H143L142 60H140V62L142 63V62H144L145 63V61L146 60H148L149 62H151V60L153 61V59H150V58H152L151 56V54H149ZM154 53V52H153ZM152 53V54H153ZM160 53V52H159ZM162 53V52H161ZM4 54H7V53H4ZM3 53L2 54H0V57L1 56H3L4 55ZM10 55H11V53H9ZM9 54H7V55H9ZM29 54V53H28ZM27 54V55H28ZM48 53H46L45 55H47ZM53 54V53H52ZM56 54V53H55ZM58 54H56V55H58ZM134 54H136V53H134L133 52V55ZM156 54H158V53H156ZM9 55V56H10ZM25 55V54H24ZM34 55H36L35 53H34ZM44 55V56H45ZM54 55V54H53ZM67 55V54H66ZM69 55H71V54H69ZM68 55V56H69ZM78 55H80V54H78ZM78 55H76L77 56V58H81L82 56H78ZM100 55V54H99ZM149 55H151L149 58H148V56ZM160 55V54H159ZM30 56V55H29ZM43 56V55H42ZM48 57H49V55H47ZM65 56V55H64ZM63 56V57H64ZM89 56V55H88ZM91 56V55H90ZM114 55H112L111 57H113ZM120 56V55H119ZM262 56V55H261ZM260 56V57H261ZM5 57H6V55H5ZM4 57V58H5ZM18 57H19V55H18ZM36 57V56H35ZM59 57V56H58ZM70 57V56H69ZM69 57H67V59L69 58ZM87 57V56H86ZM100 57V56H99ZM146 57V58H145ZM159 57V56H158ZM2 58V57H1ZM0 58V59H1ZM6 58H9L8 56L6 57ZM11 58V57H10ZM13 58V57H12ZM20 58V57H19ZM18 58V59H19ZM22 58V57H21ZM26 58V57H25ZM46 58V57H45ZM50 58V57H49ZM60 58V57H59ZM83 59H84V57H82ZM91 58H93L92 56H91ZM121 58V57H120ZM137 58H139V57H137ZM141 58H139V59H141ZM145 58V59H144ZM263 58V57H262ZM17 59V58H16ZM27 59V58H26ZM25 59V60H26ZM29 59L31 60V57H29ZM33 59H35V58H33ZM66 59V58H65ZM66 59V60H67ZM96 59V58H95ZM111 59V58H110ZM125 59V58H124ZM138 59V60H139ZM179 59V58H178ZM177 59V60H178ZM190 59V58H189ZM9 60L10 59H7V61H8V63H9V65L10 66H12V67H10L11 69H9V72L14 68L15 70L17 69V71L16 72H14V70H12L13 72H14V74H12V75H14V76H16L17 74H20V66H19V68H18V64H16V65H14L15 63H11V62H9ZM14 60V59H13ZM23 60H24V58H23ZM22 60V61H23ZM28 60V59H27ZM30 60L28 61V62H30ZM36 60V59H35ZM46 61L48 60V58H46L45 59ZM69 60V59H68ZM76 60V59H75ZM102 60H103V57H102ZM108 60H109V57H104V61H107L108 62ZM262 60V59H261ZM260 60V61H261ZM264 60V59H263ZM263 60H262V62H263ZM7 61L5 60V61H3L2 63H0V69L1 68H3V67H7L8 65L7 64H5V63H7ZM32 61H34V60H31V63H33ZM37 61V60H36ZM36 61H34V62H36ZM40 62H41V60H39ZM39 61H37L38 63H39ZM43 62V64H38V67L40 66V65H45V63H47V62H45L44 63V59L42 60ZM88 61V60H87ZM127 60H125V62H126ZM154 61H155V58H154ZM173 61H176V60H173ZM184 61V60H183ZM194 61H196V59L194 60ZM5 62V63H4ZM27 62V61H26ZM27 62V63H28ZM56 62V61H55ZM68 62V61H67ZM73 62V61H72ZM81 62H82V64H80L79 66L80 67H83V66H85V62H86V60L84 59V60H82L81 59ZM116 62V61H115ZM114 62V63H115ZM124 62V63H125ZM137 62V61H136ZM140 62H138V63H140ZM169 62V61H168ZM262 62H260V63H262ZM22 63V62H21ZM48 63H49V61H48ZM71 63V62H70ZM69 63V64H70ZM73 63H75V62H73ZM129 63V62H128ZM137 63V64H138ZM141 63H140V65H141ZM143 63V64H144ZM151 63H153V62H151ZM154 63H156V61L154 62ZM157 63H158V61H157ZM163 63V62H162ZM174 63H176V62H174ZM2 64H5L6 66H2ZM36 64V63H35ZM34 64V65H35ZM87 64V63H86ZM91 64H93V62L91 63ZM104 64H106V63H104ZM116 64V63H115ZM117 64H119V63H117ZM114 65V66H118V65ZM120 64H122V63H120ZM143 64H142V67H143ZM164 64H165V62H164ZM169 64V63H168ZM13 65H14V67H13ZM23 65H24V63H23ZM47 65V64H46ZM49 65H51L50 63H49ZM56 63L54 64V66L56 67ZM59 65V64H58ZM95 65L97 66V63H96V60H95ZM98 65H100V64H98ZM127 65V64H126ZM130 65H132V63L130 64ZM129 65V66H130ZM177 65V64H176ZM264 65V64H263ZM17 66V67H16ZM27 66H28V64H27ZM31 66L32 67H34L32 64H31ZM30 65H29V67H31ZM87 66V65H86ZM85 66V68L87 69V67ZM112 66H113V64H112ZM112 67V69L113 68H115V67ZM120 66H122V65H120ZM133 66L135 67V69H136V67L137 68H139L140 69V67H139V64H138V66L136 65L135 66V64H133ZM132 66V67H133ZM145 66V65H144ZM150 70L149 71H151V73H152V75H153V77H150L151 75H146L145 74V76L142 74V72L140 73V72H138V74L137 75H135L136 77H133L131 74V76L133 77L132 79L131 78H129V81H130V83L132 84L133 82H135V80H136V82L137 83H142V81H143V79L144 78H146V79H144V81L145 80H147V78L148 79H152L153 80V78H155V77H157L156 79H158L157 80V84L158 83H160V81L162 82L161 84H158L156 87H148L147 86V92H149V94H150V92L153 90V93H155V95H157V97H155V98H152V100H151V102L153 103L152 104V106H151V104H150V106L148 105V107L147 108H151V111H153L154 112V114H151V115H156L152 120H153V122L152 123H156V121H159V123L160 124H154L155 126H153V128L154 127H156V128H154V130H153V134L151 135V138L150 137H148V138H150L149 140L150 141H147L148 139H147V137H145L147 140H146V142H144V143H147L148 145H145V146H143V145H141V146H138V143H136V144H132L130 141V143L129 142H127V143H119L118 142V140L122 137V135H120L121 134V132H120V134H119V132L118 131H121V130H119V128H118V134H116L115 136L116 137H112L111 139H109V138H107V140H105L106 142L103 144L104 146H103V148H105V147H107V145L110 143L111 145H113L115 148H117V145H119V146H121V150H117L116 152H114L115 151V148H111L110 150H108L107 148V151H103L104 153L101 155L100 154V156L98 157L97 156V158L96 157H94V158H90V159H87V157H86V159L87 160H80V161H77V159H73V160H75V162L76 163H78V164H80V165H86L87 167L88 166H91V165H94V167H100L102 170H103V172L101 171V170H97L102 176H104V178L103 179H101V177L99 176L98 177V175L96 176L97 178H99V179H96V181H93V182H90L89 180H88V182H81L80 184L78 183V186H76V185H69V186H67L66 188H63L62 187V184H60L61 182H60V180L62 181V182H64V183H66V180H65V178H61L60 177V175H58L59 176V178L58 177H55V178H47L44 182H43V180L41 179L40 181H41V187H42V190L44 191V192H50V193H52V194H54L56 191L58 192V193H60V196H62V198H64V200H63V202H60V203H57V204H55V205H52L53 206V208L54 209H52V207L50 206V205H48L47 203H43V205H42V208H41V213L40 212H38V211H34V212H36V214H35V216H37L38 215V213H40V215L42 216H40V217H34L35 219H34V222H32L33 223V227L34 228H40V227H42V225L43 224H45V225H51V224H53L54 226H55V224L54 223H57L56 222V220H58V216H61L62 214H66L65 215V217L66 216H70L71 215V212H72V210H73V212L75 213V215L80 219V218H82L83 220L82 221H84V223H85V226H84V228H82L81 230H75V231H73V232H71L72 233V235L70 234V232L68 231V234H70L71 236H68V235H65V234H67L66 232L67 231H62V233L61 232H59V233H61L60 235H61V237H60V239L62 238H65L66 236L68 237V240L71 242V243H74L75 241L77 242V246H76V244H71L70 246H72V245H74V247H72L71 249H66V251L62 254L61 252H55V251H53V253L52 252H50L51 250L49 249L50 248V246H49V243L48 242H45V244H42L41 245V247H37V246H35L36 248H39V250H41V252L43 251H48L49 252V254H51L52 255V259H49V260H45V262L43 261V263H46V264H85L84 262H85V260L83 259V257H84V251L85 250H87L88 248H89V244L90 243H92L93 244V240H96V241H98L99 239H100V237H102V239L103 238H105V234L106 233H114V232H116V231H119V230H126V227L128 226V224H129V221H131L132 220V216H134L133 217V220L134 221H138V222H140V220H139V218L141 219V218H143L144 217V214L145 215H147V212H148V206H147V203L145 202V200H143V199H147V195L146 196H143V199H141L140 201H141V203L140 204H137V209L132 213V214H130V218H129V215H128V213H129V211H127L128 209L126 208V206L124 207V206H120V204H118V203H111L110 201H108V198H107V196L106 197H104L105 195H107V192H106V194H104V196L103 195H101V197H100V191H99V189H97V186L95 187L94 185V182H99L100 183V185L101 186H103V187H105V188H108L110 191H112V192H115V194H117L115 197H117V196H120V197H126V198H129V197H133V196H135V195H139L141 192H143L144 190H149V191H152V189L153 188H156V189H154V191H152V192H154V193H152V196L154 195L155 196V194H156V198H155V200H157V197H158V195H163V194H160L159 192H158V194H157V192L156 191H158V190H160V189H158L159 187H161V186H158V182H162V181H164V183H165V181L167 180V178L169 179V177H170V175H173L174 174V172H173V174H172V172L170 171V170H158V171H156L155 170V172L153 171V173L151 174V172L149 171V170H147L146 171V173H143V171H141V170H139L140 168H137L138 166H140V165H138L139 163L138 162H140L141 160H145V158H144V156H146V159H148L149 158V156H152L153 157V155H152V153H151V151L149 150V149H147L148 147H149V145L150 146H152V147H155L154 149H155V153L156 152H158V154H161V155H164L163 153H165L164 151H166L167 150V148H168V146L169 147H171V151L170 150H167V152L165 153V156H166V158L164 159L163 157H165V156H158V157H161V158H159V159H161V161H162V158L166 161V159H172L173 158V153H174V151H176V153L178 154V152H179V156H181V155H183V154H185L184 152H183V154H182V151L181 150H183L184 149V147H185V152H187V146L188 145H191V144H193L192 145V147L194 146V148H195V146H200L201 145V142H203V140H202V138L203 137H199L198 135H199V131H200V129L198 130L197 129V125H196V127L194 126V130H195V128L198 130H196V131H194L192 128H189L190 130L192 129L194 132H198V133H196L195 135L194 134H191V132H190V130L187 132V131H185L184 130V127H182V125H181V121H180V124L178 123V125L177 126H175L174 125V122H172L175 118H173V117H175V116H177V114H178V112H176L175 114L176 115H173V117H172V115H170V114H168V113H170V111L173 113V110L172 109H174V108H176V109H178L177 107H176V103L174 102V100H175V98H174V100L173 99H171V102L169 101V99L171 98H169V96H167L165 99H163V96H164V94L166 95V94H168V91L169 92H171L170 93V95H172V93H173V95L175 94V92L176 91H181L180 90V88H181V85H180V83L178 82V80H174V81H172L173 83H171V85L170 84H168V85H165L166 83H165V81H167V80H163L162 81V78H160L161 76H164L165 75V73L163 74V75H160L161 74V72L160 73H158L159 74V77L157 76V74H156V69L154 68V67H158L159 68V66L157 65V66H155L154 64H153V66L150 68V66H148V65H146ZM169 66V65H168ZM22 67V66H21ZM31 67V68H32ZM37 67V66H36ZM37 67V68H38ZM42 67V66H41ZM60 67V66H59ZM58 66H57V68H59ZM77 67V65L75 64V68ZM80 67H79V71L78 72H80ZM92 67V66H91ZM101 67H105V66H101ZM109 67V66H108ZM131 67V66H130ZM196 67V66H195ZM25 67L23 66L22 68H21V70L23 69V71L24 70H26V68L24 69ZM30 68V69H31ZM40 68V67H39ZM45 68V67H44ZM54 68V67H53ZM57 68H55V69H57ZM78 68V67H77ZM106 68V67H105ZM104 68V69H105ZM111 68V67H110ZM118 68V67H117ZM122 68V67H121ZM192 68V67H191ZM194 68V67H193ZM197 68V67H196ZM198 68H200L199 66H198ZM18 69H19V72H18ZM33 69V68H32ZM35 69V68H34ZM67 69H68V67H67ZM69 69H73V66H72V68L71 67H69ZM84 69V68H83ZM92 69L93 68H91L90 70L92 71ZM94 69H96L95 67H94ZM161 69H163V68H161ZM188 69V68H187ZM195 69V68H194ZM193 69V70H194ZM36 71H37V69H35ZM58 70V69H57ZM82 70V69H81ZM88 70V69H87ZM106 70V69H105ZM128 70V69H127ZM126 70V71H127ZM189 70V69H188ZM187 70V71H188ZM196 70V69H195ZM194 70V71H195ZM200 70V69H199ZM6 70H4V73H2L3 74V76H7V75H5L6 74V72H5ZM8 71V70H7ZM11 71V72H12ZM22 71V72H23ZM27 71H29V69L27 70ZM53 71H54V69H53ZM60 71V70H59ZM61 71H62V69H61ZM97 71V70H96ZM137 71V70H136ZM190 71H191V69H190ZM21 72V74H23ZM55 72V71H54ZM72 72V71H71ZM93 72V71H92ZM125 72V71H124ZM130 72V70L128 71V73ZM200 72V71H199ZM17 73V74H16ZM35 73V72H34ZM48 73V72H47ZM53 72L51 71V73H50V75L52 74ZM63 73V72H62ZM89 73H90V71H89ZM121 73H123V71L121 70ZM137 73V72H136ZM145 73V72H144ZM176 73V72H175ZM16 74V75H15ZM20 74V75H21ZM25 74H26V72H25ZM40 74H41V72H40ZM55 74V73H54ZM133 74V73H132ZM183 74V73H182ZM187 74H188V72H187ZM190 74V73H189ZM200 74V73H199ZM203 74V73H202ZM210 74V73H209ZM208 74V75H209ZM0 75H1V72H0ZM20 75H19V77H20ZM24 75V74H23ZM28 75V74H27ZM32 75V74H31ZM35 75H37V72H36V74ZM53 75V74H52ZM63 74H61L60 72L59 73H57V78H59L60 80H62V81H64V79H65V77H63L62 76ZM73 75V74H72ZM83 75H85V74H83ZM181 75V74H180ZM191 75H193V74H191ZM201 75V74H200ZM2 75L0 76L1 78L3 77ZM18 76V75H17ZM15 77V79L16 78H18L17 80L19 81V77ZM22 76V75H21ZM33 76V75H32ZM37 76H39V75H37ZM46 76V75H45ZM117 76V75H116ZM130 76V77H131ZM155 76V77H154ZM166 76H167V74H166ZM166 76H164V78L163 79H165V77ZM178 76H179V73H178ZM195 76V75H194ZM204 76V75H203ZM8 77H9V79H8ZM24 77V76H23ZM28 77H30V76H28ZM34 77V76H33ZM32 77V78H33ZM49 77V76H48ZM106 77V76H105ZM123 77H125V76H122V78ZM150 77V78H149ZM177 77V76H176ZM200 77V76H199ZM4 78V77H3ZM2 78V82H4V83H6V82H12L13 83V81H14V78H12V76L11 75H8L7 76V79L8 80H5L6 78H4L3 79ZM11 78V79H10ZM21 78V77H20ZM26 78H27V76H25V79L24 80H26ZM32 78H30V79H32ZM43 78V77H42ZM45 78V77H44ZM68 78V77H67ZM74 78V77H73ZM13 79V81H11ZM29 79V80H30ZM51 79V78H50ZM77 78H75L74 79V81L76 80ZM99 79V78H98ZM97 79V80H98ZM124 79V78H123ZM123 79H122V81H123ZM127 79V78H126ZM135 79V80H134ZM160 79V80H159ZM196 79H198V77L196 78ZM203 79H204V77H203ZM4 80V81H3ZM10 80V81H9ZM24 80H22L21 82L22 83H25V81ZM54 81L56 80V79H53ZM69 80V79H68ZM71 80V79H70ZM117 80V79H116ZM120 80H121V78H120ZM128 80V79H127ZM181 79L179 78V81H180ZM0 81H1V79H0ZM24 81V82H23ZM30 81H32L33 82V79L32 80H30ZM30 81H28L27 80V82H30ZM99 81V80H98ZM133 81V82H132ZM139 81H141V82H139ZM143 81V82H144ZM149 83L151 82V80H147ZM171 81V80H170ZM189 81V80H188ZM193 81V80H192ZM191 81V82H192ZM200 81V80H199ZM201 81H203V80H201ZM205 81V80H204ZM208 81V80H207ZM206 81V82H207ZM2 82H0L1 84H3ZM14 82H16V80L14 81ZM20 82V81H19ZM32 82H30L29 83V86H30V84L32 83ZM89 82V81H88ZM100 82H102L101 80H100ZM135 82V83H136ZM169 82V81H168ZM180 82H182V81H180ZM7 83V84H8ZM11 83V84H12ZM21 83V84H22ZM57 83V82H56ZM75 83V82H74ZM79 83H82V82H80L79 81ZM91 83V82H90ZM95 83H96V80H95ZM134 83V84H135ZM136 83V84H137ZM194 83V82H193ZM193 83H190V85L191 84H193ZM197 83V82H196ZM202 83H204V82H202ZM202 83H201V85H202ZM0 84V85H1ZM14 84V83H13ZM19 84V83H18ZM28 84V83H27ZM40 84H42V83H40ZM45 84V83H44ZM84 84H86V83H84ZM87 84H89V83H87ZM98 84V83H97ZM100 84V83H99ZM133 84V85H134ZM135 84V85H136ZM151 84V83H150ZM206 84V83H205ZM209 84V83H208ZM212 84V83H211ZM35 85V84H34ZM57 85V84H56ZM73 85H75V84H73ZM72 85V86H73ZM79 85H82V84H79ZM91 85V84H90ZM90 85H87V86H89V87H87V86H85V87H87V89H82V90H80L79 88V90L77 89L76 91H78V92H76L75 93V95H78V96H80L79 97V99H77V100H79V103L75 106L76 108H75V111H76V113L77 114H79L80 115V117L78 118L75 114H73V117H74V119L75 120H77L78 122L80 121L81 122V124L80 125H83L84 127H87L86 128V130L87 131H89V130H93L92 129V127H96V125L95 124H97V122H98V120L97 121H94V119H93V121L91 122V118H96V116L94 117L93 115H96L97 114V110L98 111H100V113H103L104 114V116H107L108 118H109V120H111L112 122H119L118 120L120 119L121 120V118L122 117H124V118H126L127 116H129L131 113L132 114H134L133 112H136L137 111V107H136V105H135V101H134V99H136V98H134L133 96L135 95L136 97L139 95V94H143V93H145L144 92V88H142V89H144V90H139V88L140 87H137V86H139V85H136L135 86V88L137 89V90H139V92H136V93H134V95H132V91H134V90H132V91H126L125 92V94H123L122 96H120V94L118 95V96H116V97H113L114 99H115V101H117V102H111L112 104H114V105H112L111 103H107V104H103L102 102L104 101V100H106L107 99V91L103 88V89H101L102 87H99V89H94V92H93V89H91L92 90V93H94V94H92L90 91H88L89 90V88H92ZM102 85H103V83H102ZM154 85V84H153ZM156 85V84H155ZM189 85V86H190ZM194 85H195V83H194ZM198 85V84H197ZM16 86H18L17 85V83H16ZM26 86H28V85H26ZM68 86V85H67ZM72 86H68V87H66V92H67V95H72V92H73V90L75 91V89L72 87ZM95 86H97V85H95L94 84V88H95ZM100 86H101V84H100ZM117 86H118V84H117ZM128 86V85H127ZM131 86V85H130ZM145 86V85H144ZM8 87H10V86H8ZM21 87V86H20ZM81 87V86H80ZM104 87H106V88H108V86H104ZM116 87V86H115ZM194 87V86H193ZM200 87V86H199ZM213 87H214V85H213ZM3 88V87H2ZM5 88V87H4ZM3 88V90H5V91H7V89H4ZM37 88V87H36ZM54 88V87H53ZM71 88H73V89H71ZM97 88V87H96ZM146 88V87H145ZM172 90H171V89ZM195 88V87H194ZM201 88V87H200ZM228 88V87H227ZM226 88V89H227ZM8 89H10V88H8ZM16 89V88H15ZM26 89H28V88H26ZM67 89L69 90V91H71L72 90V92H69V91H67ZM71 89V90H70ZM118 89V88H117ZM116 89V90H117ZM203 89V88H202ZM205 89V88H204ZM225 89V90H226ZM2 90V92H4ZM17 90L19 91V90H21V89H19V87L17 88ZM32 90V89H31ZM64 90V89H63ZM151 90V91H150ZM196 90H200V89H196ZM17 91V92H18ZM22 91V90H21ZM34 90H32V92H33ZM55 91V90H54ZM204 90H202V92H203ZM228 91V90H227ZM9 92V91H8ZM16 92V91H15ZM31 92V93H32ZM46 92H47V90H46ZM64 92V91H63ZM89 92H90V94H89ZM110 92V91H109ZM135 92V91H134ZM183 92L184 91H182V92H178V93H181V94H183ZM223 92H224V90H223ZM229 92V91H228ZM227 92V93H228ZM38 93H41V92H38ZM50 93V92H49ZM5 94V93H4ZM12 94V93H11ZM14 94V93H13ZM46 93L44 92V95H45ZM51 94V93H50ZM63 94V93H62ZM180 94V97L182 98L184 95H186V94H183V95H181ZM189 94H191V93H189ZM202 94V93H201ZM229 94V93H228ZM9 96H10V94H8ZM19 95V94H18ZM30 95V94H29ZM34 95V93L33 94H31L30 96H33ZM36 95V94H35ZM49 95V94H48ZM109 95V94H108ZM151 95V94H150ZM154 95V94H153ZM200 95V94H199ZM223 95V94H222ZM231 95V94H230ZM2 96V95H1ZM4 96V95H3ZM2 96V97H3ZM6 96V95H5ZM46 96H47V94H46ZM64 96V95H63ZM113 96V95H112ZM152 96V95H151ZM227 96V95H226ZM12 97V96H11ZM10 97V98H11ZM19 97V96H18ZM36 97V96H35ZM39 97V96H38ZM37 97V98H38ZM40 97H43L42 95L40 96ZM72 97V96H71ZM70 97V98H71ZM73 97H75V96H73ZM109 97H110V95H109ZM143 96H141V97H139L140 99L142 98ZM185 97V96H184ZM187 97V96H186ZM4 98V97H3ZM9 98V97H8ZM77 98V97H76ZM80 98H82V100L83 101H80L81 99ZM143 98H145V97H143ZM143 98H142V102H143ZM173 98V97H172ZM177 98V97H176ZM188 98V97H187ZM187 98H186V100H187ZM196 98V97H195ZM47 99V98H46ZM65 99V98H64ZM67 99V98H66ZM65 99V100H66ZM151 99V98H150ZM178 99H179V97H178ZM222 99V98H221ZM225 99V98H224ZM227 99V98H226ZM225 99V100H226ZM75 100V98L74 99H71L70 101H74ZM86 100H89L88 102H86ZM96 100V101H95ZM148 100H149V98H148ZM173 100V101H172ZM182 100V99H181ZM181 100H178V101H181ZM183 100H184V98H183ZM182 100V101H183ZM212 100V99H211ZM5 101V100H4ZM90 106V108L89 109H87V107H86V105L87 104H85V102ZM136 101H137V99H136ZM222 101V100H221ZM224 101V100H223ZM77 102V101H76ZM95 102V103H94ZM138 102V101H137ZM140 102V101H139ZM145 102V101H144ZM225 102V101H224ZM63 103V102H62ZM119 103V104H118ZM120 103H122V105L123 104H126V106H124V107H121L122 105L120 104ZM150 103V102H149ZM178 103H180V102H178ZM184 103V102H183ZM192 103V102H191ZM194 103V102H193ZM211 103V102H210ZM222 103V102H221ZM143 104V103H142ZM144 104H146V103H144ZM181 104V103H180ZM195 104V103H194ZM229 104V103H228ZM87 105V106H88ZM117 105V106H116ZM141 105V104H140ZM175 105V106H174ZM179 105V104H178ZM184 105V104H183ZM221 105V104H220ZM226 105V104H225ZM224 105V106H225ZM120 106V107H119ZM147 106V105H146ZM186 106V105H185ZM184 106V107H185ZM187 106H188V104H187ZM86 107V108H85ZM173 107V108H172ZM180 108L182 107V106H179ZM189 107V106H188ZM94 108V110H92V109ZM139 108V107H138ZM141 108V107H140ZM146 108V109H147ZM187 108V107H186ZM226 108V107H225ZM66 109V108H65ZM175 109V110H176ZM187 109H189V108H187ZM149 111H150V109H148ZM180 110V109H179ZM182 110V109H181ZM180 110V111H181ZM192 110V109H191ZM205 110V109H204ZM229 110V109H228ZM67 111H69V110H67ZM72 111V110H71ZM131 111V112H130ZM141 111H143L142 109H141ZM169 111V112H168ZM130 112V114L129 115H127V113H129ZM168 112V113H167ZM175 112V111H174ZM68 113V112H67ZM138 113V112H137ZM140 113V112H139ZM174 114V113H173ZM179 114H180V112H179ZM183 114H184V112H183ZM196 114V113H195ZM199 114V113H198ZM66 115V114H65ZM127 115V116H126ZM139 115V114H138ZM143 115V114H142ZM202 115H204V114H202ZM76 116V117H75ZM136 116V113H135V115H134V117ZM144 116V115H143ZM142 116V117H143ZM180 116V115H179ZM99 117V116H98ZM106 117V118H107ZM141 117V116H140ZM201 116H199V118H200ZM107 118V119H108ZM129 118V117H128ZM146 118V117H145ZM144 118V119H145ZM148 118V122L149 121H151V119L149 120V117H147ZM147 118L145 119V120H147ZM207 118V117H206ZM66 119H68L67 117H66ZM73 119V120H74ZM91 119V120H90ZM143 119V118H142ZM173 119V120H172ZM177 119V118H176ZM96 120V119H95ZM99 120H103L102 118L101 119H99ZM109 120H107L108 122H109ZM172 120V121H171ZM203 120V119H202ZM69 121V120H68ZM184 122V121H183ZM219 122V121H218ZM24 123V122H23ZM38 123V122H37ZM70 123V122H69ZM133 123V122H132ZM158 123V122H157ZM200 123V122H199ZM199 123H197V124H199ZM221 123L222 122H220L219 124L221 125ZM39 124V123H38ZM105 124V123H104ZM125 124V123H124ZM130 124V123H129ZM128 124V125H129ZM218 124V125H219ZM230 124V123H229ZM66 125V124H65ZM102 125V124H101ZM152 125V124H151ZM185 125V124H184ZM200 125V124H199ZM203 125V124H202ZM217 125V124H216ZM215 125V126H216ZM217 125V126H218ZM227 125V124H226ZM100 126V125H99ZM111 126V125H110ZM122 126V125H121ZM123 126H125V125H123ZM201 126V125H200ZM204 126H206V125H204ZM50 127V126H49ZM102 127V126H101ZM101 127H100V129H101ZM109 127V126H108ZM108 127H105V128H107L108 129ZM112 127H115L113 124H112ZM117 127V126H116ZM129 127V126H128ZM143 127H145V126H143ZM213 127V126H212ZM220 127H222V126H219V128ZM125 128V127H124ZM142 128V127H141ZM152 128V127H151ZM202 128V127H201ZM218 128V129H219ZM223 128V127H222ZM224 128H227V126L226 127H224ZM229 128V127H228ZM97 129H98V127H97ZM203 129V128H202ZM215 129V128H214ZM213 129V130H214ZM217 129V128H216ZM216 129H215V131H216ZM221 129V128H220ZM45 130H47V129H45ZM78 130V129H77ZM76 130V131H77ZM110 130V129H109ZM117 130V129H116ZM221 130H223V129H221ZM225 130V129H224ZM228 130H230V129H228ZM228 130H226V131H228ZM232 130V129H231ZM86 131V132H87ZM114 131V130H113ZM192 131V133H194ZM209 131V130H208ZM52 132V131H51ZM73 132V131H72ZM90 132V131H89ZM116 132V133H117ZM224 132L225 131H223V134H224ZM230 132V131H229ZM53 134H54V132H52ZM71 133V132H70ZM96 133V132H95ZM98 133V132H97ZM96 133V134H97ZM99 133H101V131H99ZM122 133H123V131H122ZM125 133V132H124ZM123 133V134H124ZM132 133V132H131ZM200 133H201V131H200ZM204 133V132H203ZM198 134V135H197ZM80 135H82V134H80ZM88 135V134H87ZM99 135V134H98ZM127 135V134H126ZM129 135V134H128ZM192 135H194V136H196L197 137V140L195 141V145H194V143H192L193 141H192ZM202 135H204V134H202ZM221 135V134H220ZM53 136V135H52ZM51 136V137H52ZM83 136H85L84 134H83ZM99 136H101V134L99 135ZM102 136H103V134H102ZM102 136H101V138H102ZM120 138H119V137ZM193 136V140L195 139V137ZM200 136H201V134H200ZM209 136H211V135H209ZM215 136V135H214ZM217 136H219V135H217ZM222 136V135H221ZM227 136H228V134H227ZM230 136V135H229ZM47 137V136H46ZM50 137V138H51ZM54 137V136H53ZM66 137V136H65ZM88 138L85 140L88 144L89 143H94L95 142V136H93V135H88L87 136ZM104 137V136H103ZM130 137V136H129ZM184 138V140L183 141H181V143H180V140H181V138ZM199 137V138H198ZM213 137V136H212ZM220 137V136H219ZM223 137V136H222ZM55 138V137H54ZM73 138V137H72ZM75 138H77V137H75ZM80 138V137H79ZM82 138V137H81ZM145 138H144V140H145ZM227 138V137H226ZM63 139V138H62ZM154 139V140H153ZM208 139H210V138H208ZM212 139V138H211ZM210 139V140H211ZM214 139V138H213ZM213 139L210 141L211 143H209L210 145H212L213 146V144L214 143H212V142H214L213 141ZM220 139V138H219ZM61 140V139H60ZM71 140V139H70ZM69 140V141H70ZM82 140V139H81ZM81 140L79 141V142H81ZM84 140V139H83ZM109 140V141H108ZM122 140V139H121ZM142 140V142L144 141L143 139H140V141ZM205 140V139H204ZM228 140V142L226 141L225 142V140L224 141H222V142H225V143H227V144H240L241 142V140H238V139H236L235 141L233 140V141H230V139L228 138L227 139ZM264 140V139H263ZM58 141V140H57ZM66 141V140H65ZM64 141V142H65ZM107 141H108V143H107ZM230 141V142H229ZM53 142V141H52ZM50 143V144H53V143ZM67 142H68V140H67ZM191 142V143H190ZM197 142V143H196ZM207 142H209V141H207ZM239 142V143H238ZM243 143H244V141H242ZM264 142V141H263ZM55 143H56V140H55ZM54 143V144H55ZM204 143V142H203ZM240 144L242 147H244L245 148V146H247V145H244V144ZM63 144V143H62ZM62 144H57L58 146L56 147L57 149H59V150H61V148H58L59 146H61ZM65 144L67 145L68 143H66L65 142ZM109 144V145H110ZM143 144V143H142ZM247 144V143H246ZM260 144V143H259ZM262 144V143H261ZM47 145V144H46ZM72 145V144H71ZM168 145V146H167ZM180 145H183L182 147L180 146ZM185 145V146H184ZM206 145V144H205ZM64 146V145H63ZM68 146V145H67ZM67 146H64L63 148H67ZM72 146H74V145H72ZM72 146H70V147H72ZM81 146V145H80ZM97 146V145H96ZM99 146V145H98ZM179 146L182 148H179ZM207 146V145H206ZM205 146V147H206ZM235 146H237V145H235ZM241 146H240V149H241ZM62 147V146H61ZM112 147V146H111ZM189 147V146H188ZM197 147V148H198ZM202 147V146H201ZM201 147H200V150H201ZM205 147L203 148V149H205ZM230 147V146H229ZM42 150H39V151H42L43 153H46V154H50V149L49 148H51V147H49L48 148V145H47V149H46V147H44V146H42ZM44 148H45V150H46V152H45V150H44ZM55 150H57L55 147H53ZM53 148H51V149H53ZM73 148V147H72ZM76 148V147H75ZM109 148V147H108ZM231 148V147H230ZM233 148V147H232ZM231 148V149H232ZM49 149V153L47 152V150ZM54 149L52 150L53 152H54ZM71 149V148H70ZM80 149V148H79ZM165 149V150H164ZM44 150V151H43ZM69 150V149H68ZM164 150V151H163ZM192 150H194L193 148H192ZM208 150V149H207ZM210 150V149H209ZM213 150H214V148H213ZM215 150H216V148H215ZM245 150V149H244ZM35 151H37V150H35ZM35 151L34 152H32L31 153V156H34L35 155ZM39 151H37V154H39V156L38 157H40L41 156V153L39 152ZM51 151V152H52ZM66 152V151H65ZM65 152H63V153H65ZM68 152V151H67ZM154 152V151H153ZM173 152V153H172ZM180 152H181V155H180ZM209 152H211V151H209ZM239 152V151H238ZM176 153H174V154H176ZM191 153H193L192 151H191ZM199 153V155L201 154L200 152H198ZM205 152H202V154H204ZM237 153V152H236ZM240 153H242V151L241 152H239V154ZM37 154H36V158H38L37 157ZM53 154V153H52ZM51 154V155H52ZM61 154V153H60ZM151 154V155H150ZM169 154H172L171 155V157H170V155ZM186 154H188V152L186 153ZM206 155H207V153H205ZM204 154V156L206 157V155ZM65 155V154H64ZM42 156H44V154L42 155ZM167 156H169L168 158H167ZM190 156V155H189ZM201 156V155H200ZM200 156H199V158H200ZM203 156V155H202ZM152 157H151V159H152ZM157 157V158H158ZM177 158V156H174V158ZM185 157V156H184ZM33 158H35V156L33 157ZM47 158V157H46ZM68 157L65 155L64 156V159H66V160H72V159H67ZM76 158V157H75ZM156 158V157H155ZM207 158V157H206ZM206 158H205V160H206ZM42 159H44V157L42 158ZM85 159V158H84ZM169 159V160H170ZM177 159H179V158H177ZM203 159V158H202ZM65 160V161H66ZM156 160V159H155ZM174 160V159H173ZM180 160V159H179ZM178 160V163L180 162ZM184 160V162L186 161V160H188V159H183ZM192 159H191V157H190V161H191ZM44 161V160H43ZM158 161H160V160H158ZM182 161V160H181ZM193 161V160H192ZM68 162V161H67ZM73 163V161H72V163H73V165H75L76 163ZM156 162V161H155ZM164 162V161H163ZM175 162H177V160L175 161ZM174 162V163H175ZM188 162V161H187ZM186 162V163H187ZM50 163V162H49ZM48 163V164H49ZM140 163H142V162H140ZM193 163H194V161H193ZM192 162L190 163V164H193ZM47 164V165H48ZM70 164V163H69ZM77 164V165H78ZM161 164V163H160ZM172 165H173V163H171ZM180 164V163H179ZM72 165V164H71ZM146 165V164H145ZM170 165V164H169ZM183 165V164H182ZM194 166H195V164H193ZM192 165V168L194 167ZM85 166V168H87ZM137 166V167H136ZM144 166V165H143ZM147 166V165H146ZM174 166V165H173ZM180 166H181V164H180ZM191 166V165H190ZM208 166H209V164H208ZM208 166H207V168H208ZM77 167V168H76ZM170 166H168V168H169ZM172 167V166H171ZM170 167V168H171ZM184 167V166H183ZM72 168V167H71ZM75 170H77L78 171V168L79 169H81L80 168V166L78 167V166H76L75 165V167H73ZM148 168V167H147ZM185 168H187V167H185ZM190 168V167H189ZM209 168H210V166H209ZM83 169V168H82ZM143 169V168H142ZM175 169V168H174ZM177 169V168H176ZM175 169V170H176ZM179 169H180V167H179ZM179 169H177V171H179ZM188 169V168H187ZM193 169H195V168H193ZM196 169H197V167H196ZM181 171H180V173L182 172V168L180 169ZM198 170V169H197ZM195 171V170H193L194 172H201L202 174H204L203 172H205V171ZM76 171V173H75V175L74 176H76L77 175V173H80V172H77ZM189 171V170H188ZM84 172V171H83ZM83 172H81L84 176H86L87 175V171L86 172H84V173H86V174H84ZM93 172H96V171H93ZM98 173V174H99ZM189 173V172H188ZM73 174V173H72ZM154 174V176H152ZM195 174H197V173H195ZM88 175H90V174H88ZM87 175V176H88ZM200 175V174H199ZM57 176V175H56ZM94 176V175H93ZM93 176H92V179H94L95 180V178H93ZM195 176V175H194ZM76 177H80L79 176V174L76 176ZM81 177H83V176H81ZM95 177V176H94ZM38 178H41V177H39L38 176ZM46 178V177H45ZM61 178V179H60ZM87 178H89V176L87 177ZM172 177H170V179H171ZM173 178H175V175H174V177ZM59 179V180H58ZM91 179V178H90ZM153 179H155V180H153ZM176 179H177V176H176ZM175 179V180H176ZM49 180H52L51 182L49 181ZM172 180H174V179H172ZM171 180V181H172ZM21 181H23V180H21ZM27 181V180H26ZM60 183H59V182ZM67 181H69V180H67ZM171 181H168V182H170L171 183ZM19 182V181H18ZM176 182V181H175ZM20 183V182H19ZM24 183V181L21 183V185ZM51 183H53V185H51ZM98 183V184H99ZM163 183V184H164ZM169 183V184H170ZM172 183H174V181L172 182ZM25 184H26V182H25ZM165 185V184H164ZM30 186V185H29ZM64 186V185H63ZM109 186V187H108ZM167 185H165V187H166ZM171 186V185H170ZM24 187V186H23ZM25 187H26V189H27V186L25 185ZM33 187V186H32ZM99 188V187H98ZM28 189H30L29 187H28ZM32 189V188H31ZM30 189V190H31ZM36 189V188H35ZM34 190V189H33ZM189 191V190H188ZM38 192H40V191H38ZM166 193V192H165ZM171 194V192L169 193V195ZM168 195V196H169ZM39 196V195H38ZM43 196V195H42ZM100 197L101 198V200H102V197H103V199L104 198H106V200H103L102 201V203H100L98 200V198L97 197ZM171 197H172V195H170ZM175 196V195H174ZM173 196V197H174ZM34 196H31V197H25L26 199L24 200V201H22L21 202V204L20 205H18V208H21L22 206H30L31 205V203L33 202V198ZM46 197V196H45ZM56 197V196H55ZM39 198V197H38ZM178 198V199H177ZM24 199V198H23ZM40 199V198H39ZM90 199H95L94 201H96V199H98L96 202H94V204H90V203H88V205L87 206H85V201L86 200H90ZM118 199H121V198H118ZM159 199V198H158ZM176 199V201L178 200H180L179 199V197H176L175 198ZM174 199V200H175ZM177 201V202H178ZM181 201V200H180ZM34 202H36V201H34ZM33 202V204H35ZM92 202V201H91ZM177 202H175V201H173V200H170V197H169V199H168V201H166V202H161L160 203V201L158 202V205L160 206L159 208H157L156 210L158 211V210H160V213L161 212H163V211H168V213H162L163 215L160 217V216H158V218H156V219H158V222H157V220H156V223L154 224V226H153V232H151L152 234V237H153V239H152V242H154L155 244H156V253L154 254V251H153V255H151L150 256V254H149V252H151L150 250L151 249H149L150 247H146L145 249H146V253H147V258H145V259H142L141 260V263H143V264H150L151 262H156V263H158V262H161V261H163L164 263H165V261L166 260H168V259H164V258H168V256L167 255H170L169 256V258H170V260L168 261L169 262V264H173L174 263V261H175V259H176V253H177V251H176V246L175 245H177L176 243H178V241L179 242H181V244L182 243H184L185 244V246L186 247H188V248H194V250H196V252H197V250L199 249V247L201 248V246H203V248H205L204 247V243L203 242H205V241H203V240H205L204 238H201V237H203V236H201V235H198V233H196V234H193L194 232H195V229H194V226H196V225H198L199 224V222H200V217H199V215L197 216V214H195V213H191L190 214V212H185L184 211V208L183 207H181L180 208V206L177 204ZM160 203V204H159ZM32 204V205H33ZM36 206L38 207V204H40V203H38V201L36 202ZM35 206V208H37ZM75 207V208H74ZM43 209V210H42ZM155 209V208H154ZM179 209H181V210H179ZM17 210H19V209H17ZM40 210V209H39ZM55 210V211H54ZM38 212V213H37ZM45 212V213H44ZM88 212H89V214H88ZM125 212H128V213H126V215H125ZM170 212V213H169ZM149 213V212H148ZM44 214V215H43ZM156 214V213H155ZM155 214H153V215H155ZM157 215V214H156ZM159 215H161V214H159ZM227 215V214H226ZM225 215V216H226ZM63 216V215H62ZM37 218V219H36ZM142 220V219H141ZM33 221V220H32ZM91 221V222H90ZM143 221V220H142ZM76 222H77V220H76ZM78 222H79V220H78ZM59 223V222H58ZM57 223V224H58ZM71 223V222H70ZM88 223H91V225L94 227L93 229H90V227H88V226H90ZM180 223H184V227H185V230H186V233L184 232V234H186V236H184V239H182L181 238V236H179L180 238H181V240L179 239V237H177L178 235H173V234H175L174 232H173V230H175V225H177V224H180ZM61 223H59V225H60ZM69 225H71V224H69ZM73 225V224H72ZM75 225H76V223H75ZM206 225V224H205ZM52 226V225H51ZM83 226V225H82ZM60 228H61V226H59ZM30 228V227H29ZM210 228H212V227H210ZM192 229H194V232L192 231V234H191V236H189V234L191 233V232H189L188 230H192ZM211 230V229H210ZM31 230L30 229H27V231L25 232V234H23V233H21V234H17V232H15V233H13L14 231H11L12 233H13V235L15 236V244H23V245H21L22 247V249L23 250H15V252L13 251V253H8L7 255H3V261H1L0 262V264H19V263H21L23 260L25 261L26 259H29V258H33L34 257V251H35V249L33 250L32 249V251H33V253L32 254H27L26 253V251L28 252V248H29V246H28V244H32L33 243V241L34 240H30L31 238H29V242L27 243L26 242V239H27V237H29V235H30V232ZM60 231V230H59ZM96 231V234H97V232L99 233V235H95L94 234V232ZM189 233H188V232ZM19 232V231H18ZM120 232V231H119ZM197 232V231H196ZM212 232H214V231H212ZM10 233V232H9ZM173 233V234H172ZM5 234H6V232H2V233H0V240L5 236ZM177 234V233H176ZM201 234V233H200ZM203 234V233H202ZM100 236V237H99ZM199 236H201V237H199ZM151 237V238H152ZM156 237V238H155ZM183 237V236H182ZM239 238H241V237H239ZM201 239H203L202 241H201V244H200V240ZM211 239V238H210ZM242 239V238H241ZM82 240V241H81ZM208 240V239H207ZM25 241V242H24ZM63 241V240H62ZM72 241H74V242H72ZM213 241H215V239L213 238ZM127 242V241H126ZM165 242V243H164ZM163 243V244H166V243H169V244H172V243H174L175 245H173L172 244V246L173 247H167V246H163V248H161L162 246H161V244ZM205 243H207V241L205 242ZM238 243V242H237ZM25 244H27V245H25ZM81 244H84V245H81ZM103 244V242L101 243V245ZM178 244H180V243H178ZM202 244H204V245H202ZM235 244H236V241H235ZM36 245H38V244H36ZM40 245V244H39ZM85 245H87V246H85ZM98 245V244H97ZM100 245V246H101ZM208 245V244H207ZM238 245V244H237ZM241 245V244H240ZM28 246V248H26ZM69 246V247H70ZM76 246V247H75ZM169 246V245H168ZM178 246V245H177ZM235 246V245H234ZM6 247V246H5ZM7 247H9V246H7ZM33 247V246H32ZM34 247V248H35ZM103 247V246H102ZM183 247V246H182ZM209 247V246H208ZM207 247V248H208ZM236 247V246H235ZM187 248V249H188ZM198 248V249H197ZM207 248H206V250H207ZM1 249H3V248H1ZM186 249V248H185ZM184 249V250H185ZM202 249V248H201ZM209 249V248H208ZM5 250V249H4ZM31 250V249H30ZM97 250H99L100 251V248L98 249V247H97ZM178 250V249H177ZM183 250V249H182ZM181 250V251H182ZM184 250H183V252H184ZM211 250V249H210ZM6 251V250H5ZM5 251H4V253H5ZM64 251V250H63ZM98 251V252H99ZM119 251L120 250H118V252L115 254V256H118V254H119ZM178 251H180V250H178ZM198 251H200V249L198 250ZM202 251V250H201ZM204 251H205V249H204ZM204 251L202 252V253H204ZM36 252V251H35ZM190 252V251H189ZM208 252H210L209 250H208ZM2 253V252H1ZM38 253V252H37ZM59 253V254H58ZM61 253V254H60ZM100 253V252H99ZM110 253V252H109ZM180 252H178V254H179ZM191 253V252H190ZM199 253V252H198ZM207 253V252H206ZM211 253V252H210ZM208 254L209 256L210 255H212V253L211 254ZM82 254H83V256H82ZM201 254V253H200ZM232 254H233V252H232ZM37 255V254H36ZM75 255V256H74ZM180 255V254H179ZM182 255V254H181ZM185 255V254H184ZM186 255H187V253H186ZM197 255V254H196ZM109 256H111V254L109 255ZM112 256H114V255H112ZM200 256H202V254L200 255ZM207 256V255H206ZM209 256H208V259H209ZM233 256H234V254H233ZM1 257V256H0ZM72 257H74V258H76L77 257V259L78 260H76V261H71L70 260V258H72ZM177 257H179L178 255H177ZM186 257H188L187 259H188V261H189V263H190V260H191V263L193 264V262L192 261H198V259H199V257L197 258V256H193L192 255V253H191V255H189L188 254V256H186ZM196 257V258H195ZM212 257V256H211ZM232 257V256H231ZM2 258V257H1ZM47 258H49V257H47ZM110 258H112V257H110ZM182 258V257H181ZM180 258V259H181ZM190 258V259H189ZM55 259H57L56 261H54ZM151 259V260H150ZM186 258H185V260H187ZM205 259L206 260H208L207 259V257H205ZM214 259V258H213ZM110 260V259H109ZM165 260V261H164ZM206 260L204 261V262H206ZM212 260V259H211ZM210 259H209V261H207V262H210L211 261ZM68 261V262H67ZM70 261V262H69ZM178 261V260H177ZM177 261H176V263H177ZM180 261V260H179ZM215 261H217V260H215ZM199 262V261H198ZM203 262V261H202ZM42 263V264H43ZM112 263V262H111ZM190 263V264H191ZM212 263V262H211ZM211 263H209V264H211ZM138 264V263H137ZM140 264V263H139ZM175 264V263H174ZM179 264H181V263H179ZM194 264H195V262H194ZM207 264V263H206ZM215 264H217V263H215Z\"/></svg>",
	"mask_w": 264,
	"mask_h": 264
}]
</instances>
